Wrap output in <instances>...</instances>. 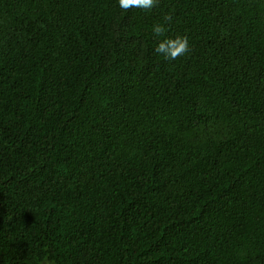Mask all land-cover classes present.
<instances>
[{
  "label": "trees",
  "instance_id": "obj_1",
  "mask_svg": "<svg viewBox=\"0 0 264 264\" xmlns=\"http://www.w3.org/2000/svg\"><path fill=\"white\" fill-rule=\"evenodd\" d=\"M0 264H264V0H0Z\"/></svg>",
  "mask_w": 264,
  "mask_h": 264
},
{
  "label": "clouds",
  "instance_id": "obj_2",
  "mask_svg": "<svg viewBox=\"0 0 264 264\" xmlns=\"http://www.w3.org/2000/svg\"><path fill=\"white\" fill-rule=\"evenodd\" d=\"M157 2L158 0H118V5L124 11L132 8L151 10ZM163 19L170 23L172 17L171 15H165ZM153 32L155 35L160 36L165 33V28L162 24H155L153 26ZM155 51L164 55L166 59L176 60L189 51L188 38L186 36L166 38L158 43Z\"/></svg>",
  "mask_w": 264,
  "mask_h": 264
}]
</instances>
